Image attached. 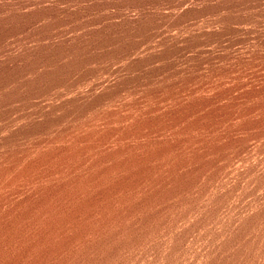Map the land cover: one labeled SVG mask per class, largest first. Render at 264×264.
Masks as SVG:
<instances>
[{"label": "rangeland", "instance_id": "1", "mask_svg": "<svg viewBox=\"0 0 264 264\" xmlns=\"http://www.w3.org/2000/svg\"><path fill=\"white\" fill-rule=\"evenodd\" d=\"M235 261L264 264V0H0V264Z\"/></svg>", "mask_w": 264, "mask_h": 264}, {"label": "bare ground", "instance_id": "2", "mask_svg": "<svg viewBox=\"0 0 264 264\" xmlns=\"http://www.w3.org/2000/svg\"><path fill=\"white\" fill-rule=\"evenodd\" d=\"M31 173H32V172H31ZM114 173H115V172H114ZM11 177H12V176H11ZM23 185H24V184H23ZM14 186H15V185H14ZM7 189H8V188H7ZM22 192H23V191H22ZM22 192H21V193H22ZM44 194H45V193H44ZM20 196H21V195H20ZM51 197H52V196H51ZM21 207H22V206H21ZM64 208H65V207H64ZM28 210H29V209H28ZM67 217H70V216L67 215ZM71 217H73V216H71ZM71 217H70V218H71ZM70 218H69V219H70ZM70 220H71V219H70ZM70 220H69V221H70ZM66 221H67V220H66ZM66 221H65V222H66ZM69 221H68V222H69ZM68 222H67V223H68ZM67 223H65L66 226H67ZM70 224H71V222L69 223V226H70ZM69 226H68V228H69ZM71 227H72V226H71ZM71 227H70V228H71ZM24 231H25V230H24ZM72 242H73V241H68V244H70V245L72 246V244H71ZM71 246H70V247H71ZM47 250H48V249H47ZM234 260H235V259H234ZM238 261H239V260H238ZM235 263L237 264V263H239V262H236V261H235ZM235 263H234V264H235ZM243 263H245V262H243ZM230 264H233V263H230ZM240 264H241V262H240ZM245 264H246V263H245Z\"/></svg>", "mask_w": 264, "mask_h": 264}]
</instances>
